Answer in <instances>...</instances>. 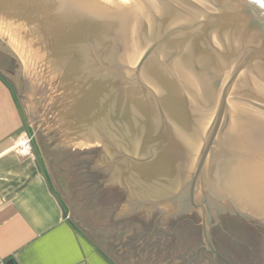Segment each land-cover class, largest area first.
<instances>
[{
  "label": "water",
  "instance_id": "water-1",
  "mask_svg": "<svg viewBox=\"0 0 264 264\" xmlns=\"http://www.w3.org/2000/svg\"><path fill=\"white\" fill-rule=\"evenodd\" d=\"M34 1L49 12L67 6ZM130 1L135 48L109 16L98 44L89 35L79 44L84 125L109 149L102 144L96 168L106 167L102 182L127 191L125 217L149 215L153 229L167 234L184 219L201 224L199 247L218 264L215 216L237 214L264 227V194L250 184L249 145L234 116L243 108L264 112V0ZM14 68V57L0 52V70Z\"/></svg>",
  "mask_w": 264,
  "mask_h": 264
},
{
  "label": "crops",
  "instance_id": "crops-1",
  "mask_svg": "<svg viewBox=\"0 0 264 264\" xmlns=\"http://www.w3.org/2000/svg\"><path fill=\"white\" fill-rule=\"evenodd\" d=\"M7 74L0 72V264H215L195 246L190 219L167 234L149 215L125 217L127 191L102 182L106 167L96 168L102 144L109 151L104 138L80 128L37 135ZM216 261L227 264L219 253Z\"/></svg>",
  "mask_w": 264,
  "mask_h": 264
},
{
  "label": "rangeland",
  "instance_id": "rangeland-1",
  "mask_svg": "<svg viewBox=\"0 0 264 264\" xmlns=\"http://www.w3.org/2000/svg\"><path fill=\"white\" fill-rule=\"evenodd\" d=\"M65 1L67 6L64 10L50 13L34 0H0V52L11 54L15 58L17 66L10 78L20 94V100L32 120L35 132L47 138L55 133L77 135L81 132L79 128L83 133H98L84 125L83 121L87 117L85 103L87 81L79 44L86 35L98 44L102 36V19L107 16L117 18L115 12L109 15L107 12L99 13L94 10L92 3L95 0H92L91 4L85 0V3H82V0ZM106 3L114 6L108 0ZM128 8L129 17L126 14V17L119 15L118 24L120 34L123 35L125 32L127 34L129 49L132 41L134 42L132 48L137 46L135 36L131 41L129 35L137 32L135 24L138 23V19L133 4ZM41 10H44L43 13H40ZM131 25L133 31L130 30ZM247 110L248 117L244 114L243 117L239 116L240 120L247 121L252 116H257L256 118L261 117L264 121V112L251 108ZM42 113L49 117L47 127L44 125ZM75 116L80 117L77 119ZM258 162V158L250 154L249 180L252 189L260 195L264 194V167L258 165ZM185 220L178 224L185 227L187 224ZM228 225L224 227L226 231L224 235L229 233L237 240L225 237L229 254L232 255L231 260L264 264V227L252 225L246 220L238 223V227ZM213 226L210 228L211 237ZM193 229L198 239L195 240V246H202L201 224L193 225Z\"/></svg>",
  "mask_w": 264,
  "mask_h": 264
},
{
  "label": "bare ground",
  "instance_id": "bare-ground-1",
  "mask_svg": "<svg viewBox=\"0 0 264 264\" xmlns=\"http://www.w3.org/2000/svg\"><path fill=\"white\" fill-rule=\"evenodd\" d=\"M85 1L88 4L90 2H92V0H85ZM85 1L82 0V3H85ZM103 1L104 0H102V1L101 0H95L92 4H93V6L96 9L98 8L99 11H101V12H107V13H109V15L112 14L113 12H115V14H116L115 15V18L117 16V18H116L117 21H120L119 15H122L121 17H123L126 14L127 17H129L128 16V13H129V10H128L129 8L128 7H130V8L132 7V3H131L130 0H108L114 6H111V5L107 4L106 3L107 0H106V2H103ZM130 3H131V6H130ZM35 4H37V3H35ZM124 4H125V6H123ZM84 6H86V4ZM72 7H73V5H72ZM76 7L78 8V6H76ZM80 9H82V8H80ZM44 10H41L40 13H43ZM136 17H135V20H137ZM42 18H44V17H42ZM135 25H136V28H137V32L136 33L134 32V33H132L133 34L132 36H131V34L129 36H130L131 41H132V38H134V36H135V39H137V41H138V42H136V45H138L137 43H139V40H140V37H139V26H138V23L135 24ZM133 27L135 28L134 25H133ZM130 30H132V25H131V29ZM133 44H134V42L132 41V46L129 49H131L132 47H134ZM246 113H248L247 108L238 109V110L235 111L234 116L235 117L237 116V131H239L246 138V140L248 142V145H249V152H250V154L252 156H256L258 158V160H259L258 165H260L261 167H264V121L261 120V117L259 119V118H256L257 116L254 117L252 115H250V116H252V118H250V120H247V121L244 120V119L243 120H240L241 117H239V116H242L243 117V115L244 114L246 115Z\"/></svg>",
  "mask_w": 264,
  "mask_h": 264
},
{
  "label": "flooded vegetation",
  "instance_id": "flooded-vegetation-1",
  "mask_svg": "<svg viewBox=\"0 0 264 264\" xmlns=\"http://www.w3.org/2000/svg\"><path fill=\"white\" fill-rule=\"evenodd\" d=\"M17 63L15 61V68L12 71H2L0 70V72L2 73H8V74H12L14 72V70L16 69ZM190 204V202H189ZM180 215V214H179ZM183 215V214H182ZM188 217H190L191 219H194L195 217H198L195 213H190L189 215H187ZM237 217L234 218V216H229V215H220L219 217L215 216L213 218V221L215 223H213V227H212V243L213 246L215 247V249H217L219 256H220V260L223 258V261H225V263L227 264H254V262H238L237 260H231L232 255L229 254V247L226 245L227 244V240H225V237L229 235V233H227L226 235H224V233H226L224 227H228V224H233L235 227H238V223H240L241 221H245L241 216L237 215ZM234 220V221H233ZM233 221V222H232ZM225 240V241H224ZM252 258V257H250Z\"/></svg>",
  "mask_w": 264,
  "mask_h": 264
},
{
  "label": "built area",
  "instance_id": "built-area-1",
  "mask_svg": "<svg viewBox=\"0 0 264 264\" xmlns=\"http://www.w3.org/2000/svg\"><path fill=\"white\" fill-rule=\"evenodd\" d=\"M23 140H24V141H27V140H29V136H28V134H27V133H25V134L23 135Z\"/></svg>",
  "mask_w": 264,
  "mask_h": 264
},
{
  "label": "snow or ice",
  "instance_id": "snow-or-ice-1",
  "mask_svg": "<svg viewBox=\"0 0 264 264\" xmlns=\"http://www.w3.org/2000/svg\"><path fill=\"white\" fill-rule=\"evenodd\" d=\"M261 2V0H257V3H260Z\"/></svg>",
  "mask_w": 264,
  "mask_h": 264
}]
</instances>
